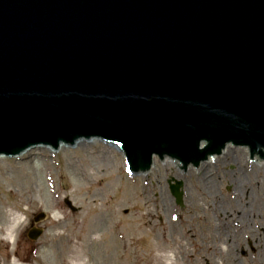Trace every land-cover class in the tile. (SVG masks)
I'll use <instances>...</instances> for the list:
<instances>
[{"label":"water","instance_id":"95a60500","mask_svg":"<svg viewBox=\"0 0 264 264\" xmlns=\"http://www.w3.org/2000/svg\"><path fill=\"white\" fill-rule=\"evenodd\" d=\"M96 139L128 174L264 162V0H0V156Z\"/></svg>","mask_w":264,"mask_h":264},{"label":"rangeland","instance_id":"374dc122","mask_svg":"<svg viewBox=\"0 0 264 264\" xmlns=\"http://www.w3.org/2000/svg\"><path fill=\"white\" fill-rule=\"evenodd\" d=\"M78 142L90 145L0 156V229L6 208L27 218L13 250L0 240V264L13 255L22 264H159L156 250H173L177 264H263L264 162H245V148L228 145L184 173L155 160L128 174L117 145ZM172 178L183 183L182 207ZM33 228L43 230L36 241Z\"/></svg>","mask_w":264,"mask_h":264},{"label":"clouds","instance_id":"9594fccd","mask_svg":"<svg viewBox=\"0 0 264 264\" xmlns=\"http://www.w3.org/2000/svg\"><path fill=\"white\" fill-rule=\"evenodd\" d=\"M53 219H62L58 211L51 213ZM6 223L0 229V240L5 241L9 245V250H13L18 237V230L27 219L22 212L16 211L13 208L5 209ZM95 238V237H94ZM155 256L158 258L159 264H177L176 253L173 250L155 251ZM8 264H22L14 255L9 257ZM69 264H86L85 260L69 261Z\"/></svg>","mask_w":264,"mask_h":264},{"label":"bare ground","instance_id":"6f19581e","mask_svg":"<svg viewBox=\"0 0 264 264\" xmlns=\"http://www.w3.org/2000/svg\"><path fill=\"white\" fill-rule=\"evenodd\" d=\"M78 141H80V140H77V141H75V142H73V145H71V147L72 148H78V147H81V148H86V147H88L89 145H90V143H82V142H78ZM108 145H114V144H112V143H110V144H108ZM65 147V145H63V143L61 142V143H59L58 144V146L56 147V150L58 151L59 149H60V147ZM31 147V148H30ZM29 148L30 149H28V147L27 148H25L24 150H22L21 152H19L17 155L18 156H16V157H19V156H21V155H23L24 153H28L27 151H31L32 149H44L45 147H41V146H37V145H31ZM50 150H52V149H50ZM33 157L34 158H37V154H36V152L33 154ZM34 165V167H35V170H38L39 169V164H33ZM54 206H56L55 204H54ZM57 207V206H56ZM57 222H59V220H57ZM24 225V224H23ZM22 225V226H23ZM21 226V227H22ZM21 229V228H20ZM19 229V230H20ZM19 230H18V233H19ZM228 264V263H227ZM263 264H264V262H263Z\"/></svg>","mask_w":264,"mask_h":264}]
</instances>
